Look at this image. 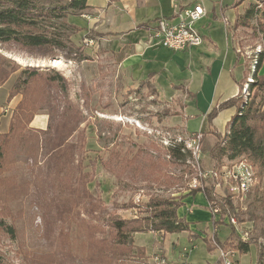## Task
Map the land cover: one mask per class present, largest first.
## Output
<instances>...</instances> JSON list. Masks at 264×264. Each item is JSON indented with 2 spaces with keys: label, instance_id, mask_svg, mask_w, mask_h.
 Listing matches in <instances>:
<instances>
[{
  "label": "rangeland",
  "instance_id": "rangeland-1",
  "mask_svg": "<svg viewBox=\"0 0 264 264\" xmlns=\"http://www.w3.org/2000/svg\"><path fill=\"white\" fill-rule=\"evenodd\" d=\"M7 1L0 0V10L7 8ZM33 1L39 7L56 4L53 0ZM250 9L254 11V15L247 19L244 15ZM237 10L239 12L237 13L238 17L242 15V18L233 29L235 47L236 50H239L238 55L244 63L246 74H250L249 79H246L248 84L245 83L248 90L245 91L244 85L241 95L244 100H255L260 106L259 112L264 114V91H252L250 88L255 81L251 73L256 68L259 54L264 51V32L259 27V24L264 23V18H259L256 22L257 13L260 15L264 12V0H240ZM65 20L68 22V18ZM50 24L57 27L61 24V20L53 21ZM50 24H44L47 26L46 29H51ZM195 24H193V28ZM94 34L93 31H90V33L80 32L72 36V40L76 44L85 47L91 60L84 62L70 61L61 56L52 59L61 61L58 67L51 66L52 60H36L26 54H11L0 47V53L12 60L14 59L20 64V68L30 65L55 69L67 80V92L64 94L57 90L59 92L57 101L51 98L56 93L48 84H45L44 87L40 84H33L31 87L32 102H36L41 108L34 116L31 127L40 130L48 128L49 110L44 108L46 107L44 104L47 105V102H62V108L67 104H74L80 108L85 117L80 126V130L84 131L85 137V154L87 158L85 171L93 170L89 162L96 161L94 166L95 178L87 185V188L94 196L101 198L107 213H114L125 219L141 217L144 215V209L141 205L146 203L152 196L181 197L187 195L191 190L201 188L199 185L195 188L197 183H204L207 190H213V186L209 188L211 182L207 184V182L202 183L199 181L201 180L198 175L199 169H217L234 161L224 158L221 164L216 167L209 154L202 151L201 142L203 138L195 141L194 134L191 135L185 131V120L182 123H180V120L184 119L186 114L184 111L186 93L166 96L162 91L158 92L153 86L140 83L139 80L135 79L136 76L132 71L119 67V64L110 54L109 43L106 41L108 39L101 38L98 40L99 37H97L98 42L95 41L94 43L89 40V35ZM6 68L10 69L11 66L7 64ZM20 68L13 72L6 82L1 85H7L9 89L6 98L8 102L0 101L1 115L4 116L1 122L3 125L4 123L7 124L8 130L15 107L23 99L22 94L15 96L19 99L18 102H11L15 97L12 100L9 99L11 90L21 76ZM259 75L264 76V63ZM210 93L206 92V95L210 96ZM260 102H262L261 105ZM208 104L209 102L206 101L195 102V106L190 107L189 114L194 111L201 113L199 117L190 119L188 123L190 131L199 130L202 127V114L207 113ZM227 126L228 124L222 131L217 129L222 137L226 134ZM1 129L2 126L0 127V134L8 132V130L7 132H1ZM201 133L203 134V132ZM210 139L212 141L209 142H213L215 137ZM69 141L76 142V136L71 137ZM180 144H183V152L188 157L186 161L172 164L173 160L168 149ZM198 146L202 152L201 159L194 158L193 150ZM80 154L81 152L78 153V156ZM43 155L39 158L41 166L20 162L18 169L13 170L20 181L30 184L31 191L21 201L11 204L12 217L0 216L7 224L14 223L16 225L15 237L0 232V259L11 264H32L31 257L34 253H47L51 250L50 241L45 236L44 220L42 219L48 195L42 188L46 179ZM134 156L138 158L130 165L129 160ZM102 160L104 162H113V160L117 162L111 165V170H108ZM238 161H244V159ZM163 162H166L167 166H163ZM75 164L77 163L75 162ZM250 164L256 173V183L246 196L242 198L231 197L232 203L230 205V203L226 204L225 200L230 194L221 190V192L219 190L216 193L214 190L213 192L215 197L225 202L226 208L223 216L225 217L227 213L231 218H236L240 239L246 242L242 238V233H248V240L257 238L258 243L262 244L263 260L258 264H264V201L262 200L264 199V175L252 163ZM155 166L157 167L154 168ZM163 174L168 176V180L170 177L171 181H166L162 177ZM36 176H39V179H36ZM45 189L47 191V188ZM216 207L219 208V206ZM220 208L222 210V207ZM236 211L240 212V217L237 213H234ZM249 212H254L257 218L249 217ZM240 218L243 221H240ZM228 220L229 218H222V222L221 220L214 222L213 217L212 224L208 225L209 229L206 228V225H200L197 229H190L187 234L184 232L167 234V237L164 234L165 241L148 233L143 236L140 235L141 237L136 240L139 246L145 247L144 262L146 264H157V260H165L166 264H174L170 259L175 262L180 260L181 252L185 253L184 249L186 247V249H190L189 261L191 264H224V257L220 253L222 249L217 248L209 252L203 238H195L194 235L197 236L200 231H208L209 239L212 240L213 234L218 232L221 240L226 239L231 229L224 223ZM223 223L224 226L220 227V224ZM60 226L61 224L56 227V233L60 231ZM70 227L68 229L73 232V245L79 252L81 239L74 233L76 231L75 223ZM189 239H192V246H194L192 248L189 246ZM173 241L180 245L176 250L172 249ZM154 244H163L160 246L166 249L165 254L170 259L164 256V252L151 254ZM223 252L227 254L232 264H257L255 246H252L250 253L247 255H241L239 251L231 249ZM136 264H139V262L137 261Z\"/></svg>",
  "mask_w": 264,
  "mask_h": 264
},
{
  "label": "trees",
  "instance_id": "trees-1",
  "mask_svg": "<svg viewBox=\"0 0 264 264\" xmlns=\"http://www.w3.org/2000/svg\"><path fill=\"white\" fill-rule=\"evenodd\" d=\"M53 2H56L53 6L39 7L33 0H8L7 8L0 10V47L7 53L26 54L36 60H52L61 56L70 61L91 60L85 47L72 40V36L83 29L65 20L70 15H83L89 9L88 0ZM239 5L240 2L236 6ZM253 15L254 11L250 9L244 17L249 19ZM241 18L242 15H239L238 23ZM259 18H264V12L260 15L257 13L256 22ZM56 20H61L59 26L50 24ZM44 24H50L51 29H46ZM259 27L264 32V23L259 24ZM89 39L94 38L90 35ZM263 63L264 51L259 54L256 68L251 73L255 80L250 86L252 91H264V76L259 75ZM7 64L11 66L10 69L6 68ZM19 68L18 62L0 53V86ZM20 69L21 76L11 90L9 99L12 100L18 94H22L23 99L15 107L8 132L0 134V216L12 217L11 204L21 201L31 191L30 184L20 181L14 173L18 164L26 162L41 166L39 158L44 154L46 179L42 188L48 195L42 219L51 250L47 253H34L31 257L32 264H136L137 261L139 264H146V250L138 245L136 234L189 233L190 223L185 217L178 215V210L184 206L183 201L188 196L203 193L211 207H222L225 213V202L215 197L212 189L201 188L191 190L181 197L152 196L141 205L144 209L141 217L125 219L114 213H107L101 198L94 196L87 188L95 178L96 161L89 162L93 170L86 172L85 137L84 131L80 130L85 117L80 108L74 104H67L62 108V102H47L44 108L49 110L48 128L40 130L31 127L34 116L41 108L36 102H32L33 84L43 87L48 84L56 93L51 98L57 101V90L64 94L67 92L66 78L58 70L51 68L28 65ZM244 85L245 83L241 86V92ZM229 108H236V113L222 137L213 121L221 111ZM259 108L255 100H244L240 93V96L218 104L208 114V130L203 133L201 147L203 152L209 154L216 167L224 158L229 161L244 159L264 175V114L259 112ZM74 136L76 142L69 141ZM212 137L215 140L209 142ZM168 151L172 164L186 161L188 157L183 152V144L174 145ZM79 152L81 154L78 156ZM137 158L134 156L129 164L132 165ZM116 162L113 160L103 164L111 170V165ZM162 165L167 166V163L163 162ZM162 177L171 181L165 174ZM231 197L225 198L226 204L231 205ZM234 213L241 216L239 211ZM248 214L249 217L257 218L254 212ZM240 221L243 219L240 218ZM73 223L76 225L74 233L81 239L79 252L73 245V232L68 229ZM224 223L231 227L226 221ZM59 224L61 229L56 233L55 229ZM0 232L15 237L16 225H9L0 218ZM194 237L200 238L199 235ZM203 240L209 252L217 248L223 251L231 249L247 255L252 246H255L257 264L263 260V247L258 239L250 238L243 242L233 227L226 239L221 240L215 233L212 240L209 235ZM0 264L11 263L0 259Z\"/></svg>",
  "mask_w": 264,
  "mask_h": 264
},
{
  "label": "crops",
  "instance_id": "crops-1",
  "mask_svg": "<svg viewBox=\"0 0 264 264\" xmlns=\"http://www.w3.org/2000/svg\"><path fill=\"white\" fill-rule=\"evenodd\" d=\"M239 2L240 0H88L89 9L86 13L79 16L70 15L68 22L82 28L81 32L93 31L95 34L91 36L94 39H89L92 43L98 42L101 38L108 39L106 41L109 43L111 56L120 68L132 71L140 83L153 86L166 96L185 92L186 114L180 123L185 120V131L192 135L208 130V114L218 104L240 96L241 86L250 76L249 73L246 74L244 63L238 55L239 50H236L233 35L239 13L236 5ZM197 4L202 5L207 12L206 16L194 25L203 39L201 46L176 53L150 42L159 19L177 21L178 9ZM8 91L7 85L0 87L1 102H8L6 99ZM206 92H211V95H206ZM18 100L15 97L11 102L15 103ZM203 101L209 104L207 113L202 114V127L190 131L188 124L190 119L201 114L197 111L189 114L190 107L195 106V102ZM1 111L2 108H0L1 132H7V124L3 125L1 122L4 117ZM235 113L236 108L221 111L213 121L214 126L222 131ZM183 202L184 206L178 210V215L186 218L190 223V229H197L200 225H206L209 229L212 215L206 196L199 193L196 196H188ZM145 234H136V239ZM148 234L162 241L167 237V234L164 237L165 235L161 233ZM161 235L163 237H160ZM197 235L205 238L208 231H200ZM191 241L192 239H189V246L192 248L194 246ZM172 244L173 250L180 247L175 241ZM160 245L163 244H154L151 254L164 252V256L170 259L165 254L166 249ZM186 248L185 253L181 252L180 260L177 262L170 260L174 264H191L190 249Z\"/></svg>",
  "mask_w": 264,
  "mask_h": 264
},
{
  "label": "built area",
  "instance_id": "built-area-1",
  "mask_svg": "<svg viewBox=\"0 0 264 264\" xmlns=\"http://www.w3.org/2000/svg\"><path fill=\"white\" fill-rule=\"evenodd\" d=\"M207 12L205 8L200 5H193L190 7H185L178 9L176 16L177 21L168 20L166 18H161L157 21V25L151 34L150 42L159 47L165 48L172 52H183L190 48L199 47L202 43H194L192 35L188 33V23H196L206 16ZM203 134H194L195 141H199ZM195 157L202 158V152L199 146L195 147ZM199 180L200 182H211L213 190L218 192L226 191L232 197L242 198L246 196L256 183V173L253 166L247 161H234L229 165L221 166L217 169L202 170L199 169ZM201 186L202 190L207 189L206 186L201 183H197L195 186ZM220 191V192H221ZM210 207L212 218L214 217V222H219L222 218L227 219L226 221L234 230L238 233L236 218H231L227 213L225 217L221 208ZM213 222V223H214ZM217 231V229H215ZM216 233V232H215ZM214 235V234H213ZM242 238L244 241L248 240V233H242ZM220 250V249H219ZM221 256L224 257V264H232V261L228 259L226 253L220 250ZM157 264H166L165 260L156 261Z\"/></svg>",
  "mask_w": 264,
  "mask_h": 264
},
{
  "label": "bare ground",
  "instance_id": "bare-ground-1",
  "mask_svg": "<svg viewBox=\"0 0 264 264\" xmlns=\"http://www.w3.org/2000/svg\"><path fill=\"white\" fill-rule=\"evenodd\" d=\"M193 24L195 23H188V33L189 35H192V39L194 40V43H203V39L201 35L193 28ZM61 63L60 60H52L51 66L58 67V65ZM248 84V83H247ZM248 86H245V91L247 92ZM193 153L195 155V149L193 150Z\"/></svg>",
  "mask_w": 264,
  "mask_h": 264
}]
</instances>
